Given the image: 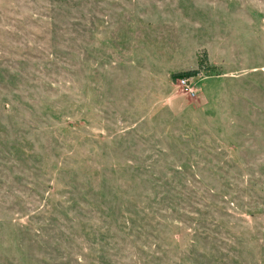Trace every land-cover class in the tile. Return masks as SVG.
Returning <instances> with one entry per match:
<instances>
[{"label":"rangeland","instance_id":"obj_1","mask_svg":"<svg viewBox=\"0 0 264 264\" xmlns=\"http://www.w3.org/2000/svg\"><path fill=\"white\" fill-rule=\"evenodd\" d=\"M0 264H264V0H0Z\"/></svg>","mask_w":264,"mask_h":264},{"label":"built area","instance_id":"obj_2","mask_svg":"<svg viewBox=\"0 0 264 264\" xmlns=\"http://www.w3.org/2000/svg\"><path fill=\"white\" fill-rule=\"evenodd\" d=\"M189 79V75H181L178 79V83L185 85L187 88H190V90L193 91L192 87H190L191 84L189 85Z\"/></svg>","mask_w":264,"mask_h":264},{"label":"trees","instance_id":"obj_3","mask_svg":"<svg viewBox=\"0 0 264 264\" xmlns=\"http://www.w3.org/2000/svg\"><path fill=\"white\" fill-rule=\"evenodd\" d=\"M186 72H188V71H177V72H173V73H172V76H173V77H176V76L181 75V74H184V73H186Z\"/></svg>","mask_w":264,"mask_h":264}]
</instances>
